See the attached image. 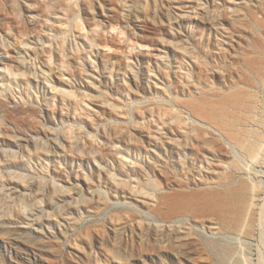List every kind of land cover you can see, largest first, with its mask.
Instances as JSON below:
<instances>
[{
    "label": "rangeland",
    "instance_id": "obj_1",
    "mask_svg": "<svg viewBox=\"0 0 264 264\" xmlns=\"http://www.w3.org/2000/svg\"><path fill=\"white\" fill-rule=\"evenodd\" d=\"M235 187L259 218L264 0H0V264H264Z\"/></svg>",
    "mask_w": 264,
    "mask_h": 264
},
{
    "label": "bare ground",
    "instance_id": "obj_2",
    "mask_svg": "<svg viewBox=\"0 0 264 264\" xmlns=\"http://www.w3.org/2000/svg\"><path fill=\"white\" fill-rule=\"evenodd\" d=\"M245 136H236V143L246 152V155L255 159L256 150L259 147V139L255 134L249 138ZM245 187L231 188L226 194L214 195L209 192L202 198L204 207H207L213 214L219 217V223L227 227V230L234 233H244L247 236L261 233L264 241V203L262 204L259 218L256 217V209L252 208V200L247 199L248 193L252 194L253 189H242ZM249 202V203H248ZM251 203V204H250ZM250 204V205H249ZM254 206V205H253ZM228 246V245H227ZM233 257V248L226 247L219 254L223 262H227Z\"/></svg>",
    "mask_w": 264,
    "mask_h": 264
}]
</instances>
